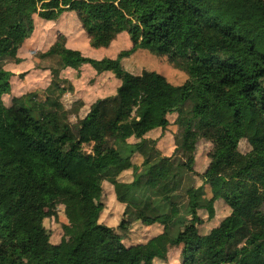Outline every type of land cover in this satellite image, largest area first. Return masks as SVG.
Listing matches in <instances>:
<instances>
[{
	"label": "trees",
	"instance_id": "trees-1",
	"mask_svg": "<svg viewBox=\"0 0 264 264\" xmlns=\"http://www.w3.org/2000/svg\"><path fill=\"white\" fill-rule=\"evenodd\" d=\"M257 1L264 8V0ZM216 8L213 0H0V43L12 37L17 51L35 30L36 12L46 20L75 12L95 48L102 47V39L123 32L132 42L115 57L96 59L69 47L60 32L41 54L42 59H56L48 68L52 80L42 101L34 91L16 95L6 105L14 72L0 68L6 128L21 121L33 139L24 155L16 157L0 138V183L30 191V203L20 213L33 226L29 241L17 243L9 226L11 205L0 198V264H89L90 256L94 264H106L101 244L110 246V259L118 258L110 264H154L143 255L154 244L163 259L172 246L182 245V264H250L247 251L257 253V264H264V184L253 177L264 154L239 149L248 137L246 101L264 113V21L243 26L235 20L225 26L214 14ZM139 48L167 55L188 72V79L173 84L155 70L130 72L122 60ZM199 52L214 75L197 65ZM83 64L113 71L120 85L115 95L98 98L72 124L61 101L66 88L60 75ZM174 112L181 133L174 153L165 155L158 139L147 135L166 129ZM202 139L219 144L218 149L223 145L228 161L221 170L220 160L210 159L201 174L204 182L196 186L190 175L197 174L194 164ZM137 155L141 164L134 162ZM126 171L132 179H120ZM106 180L125 204L119 228L158 223L161 231L127 245L113 226L100 222ZM207 183L211 197H206ZM219 199L229 213L201 233L199 210L214 219ZM60 203L76 233L53 242L44 219L56 217ZM43 231L47 234L42 239Z\"/></svg>",
	"mask_w": 264,
	"mask_h": 264
},
{
	"label": "rangeland",
	"instance_id": "rangeland-1",
	"mask_svg": "<svg viewBox=\"0 0 264 264\" xmlns=\"http://www.w3.org/2000/svg\"><path fill=\"white\" fill-rule=\"evenodd\" d=\"M217 4L214 14L219 17L225 26L232 25L235 20L240 21L243 26L252 25L257 21H264V8L257 0H213ZM35 30L20 45L18 51L17 42L12 37L5 39L0 43V68H5L14 72L12 76V91L4 95V102L9 105L12 98L16 95H22L29 92H37V100L42 101L46 98V88L51 83L50 66L55 65L56 59H42L41 54L56 42L60 32L67 36V45L72 48L80 49L85 55L92 58L101 59L103 57H115L123 49H130L132 42L126 32L116 36H108L101 40L102 47L95 48L90 44V38L83 29L75 12L62 14L57 20H46L34 13ZM255 34L254 29L250 36ZM111 38V39H110ZM236 53L238 51L234 50ZM122 65L134 74H141L144 70H155L167 77L173 84L184 83L189 74L182 67L175 65L169 57L164 54H158L148 49L139 48L129 56L123 58ZM201 71H209L205 67L203 53L198 54V63ZM206 68V70L204 69ZM211 74L213 72L209 71ZM22 73H24L22 75ZM214 75V74H213ZM60 82L66 89L61 96V101L67 109L70 110V121L76 123L79 118L84 117L90 109V105L98 98L115 95L120 79L110 70H101L92 64H83L78 68L68 67L61 71ZM200 92L194 97L197 99ZM245 105L246 127L248 137L240 141L239 149L243 153L264 154V113L251 109L248 101ZM170 124L162 130L157 129L148 133V137L158 139V147L165 155H171L175 151L176 137L181 133V128L177 123L178 113L174 112L168 115ZM29 136V131L20 121L13 129L6 128L0 107V138L2 139L7 151L16 157L24 155L29 144L33 142ZM253 139H258L254 140ZM263 139V140H262ZM131 140H134L131 139ZM219 144L202 139L199 141L196 150V162L194 168L197 174L190 175L192 183L200 186L204 179L201 174L209 166L210 159L220 160L219 169L223 170L228 161V155L218 149ZM90 150V147H87ZM219 150L220 153H219ZM143 158L139 155L134 157V162L141 164ZM255 168L254 178L264 184V163L259 162ZM122 180L132 179L131 171H126L120 175ZM206 197H211L210 184L205 185ZM0 198L2 201L11 205L9 217V226L13 231L15 240L21 244L29 241L32 233V225L26 223L21 210L30 203V191L27 189H18L6 187L0 183ZM101 200L104 202L100 222L113 226L124 237L127 245L139 242H145L155 235L161 229L158 223L151 226H144L141 223H134L128 231L122 230L120 222L125 210V204L118 201L114 186L109 181L103 183V193ZM216 216L209 220L205 209H200L199 214L204 218V223L200 225L201 233L208 232L213 226L217 225L228 213L229 209L223 199L215 202ZM58 215L44 219V226L50 232L51 240L59 242L63 237H70L76 233L75 227L68 221L65 214L64 204L57 207ZM46 232L41 233V238H45ZM154 244V243H153ZM105 249L106 264L118 259H110L112 256L110 246L101 244ZM155 246L149 247L145 254L147 259H152L154 264H182L181 250L182 245L172 246L169 249L167 259H163ZM138 251V250H137ZM140 252V251H138ZM142 253V252H141ZM246 260L250 264H257V253L247 251ZM89 264H94V258L89 257Z\"/></svg>",
	"mask_w": 264,
	"mask_h": 264
},
{
	"label": "crops",
	"instance_id": "crops-1",
	"mask_svg": "<svg viewBox=\"0 0 264 264\" xmlns=\"http://www.w3.org/2000/svg\"><path fill=\"white\" fill-rule=\"evenodd\" d=\"M65 13H68V12H65ZM63 14H64V13H63ZM61 16H62V15H61ZM61 16H60V17H61ZM68 46H69V45H68ZM69 47H71V46H69ZM239 145H240V144H239ZM123 204H124V203H123ZM158 231H161V230H158Z\"/></svg>",
	"mask_w": 264,
	"mask_h": 264
}]
</instances>
